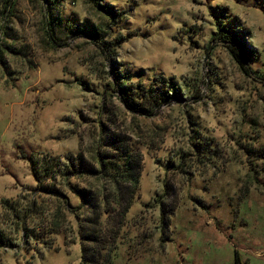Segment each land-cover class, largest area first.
I'll return each mask as SVG.
<instances>
[{"label": "rangeland", "instance_id": "obj_1", "mask_svg": "<svg viewBox=\"0 0 264 264\" xmlns=\"http://www.w3.org/2000/svg\"><path fill=\"white\" fill-rule=\"evenodd\" d=\"M3 2L0 264H81L82 244L105 264H234L235 252L264 264V0H13L4 14ZM218 25L240 32L244 70ZM118 78L150 112L126 107ZM157 81L164 101L148 103ZM103 153L122 169L125 154L139 160L123 216L105 174L76 173ZM29 155L58 158L40 175L57 194ZM81 189L101 214L85 224L94 241Z\"/></svg>", "mask_w": 264, "mask_h": 264}, {"label": "trees", "instance_id": "obj_2", "mask_svg": "<svg viewBox=\"0 0 264 264\" xmlns=\"http://www.w3.org/2000/svg\"><path fill=\"white\" fill-rule=\"evenodd\" d=\"M3 9L2 13L4 14L5 10L8 8H11L13 5V0H3ZM47 23V22H46ZM222 25V24H220ZM218 25L214 34L213 38L220 39L225 41V45L228 48V51L231 53V55L235 58L236 62L241 66V68H244L243 63L245 62L246 59H249L248 53H246V49L244 46V41L240 39V32L234 27L229 26H220ZM50 38L53 39L52 34H50ZM117 86L119 87V91L121 92V98L124 100L125 104L127 105L126 107L130 108L131 110L138 111L141 113H147L150 112L146 106L141 103L138 96L134 97L132 93L124 88V83L120 82V79L118 78L117 80ZM165 86H161V82H156L155 86L150 87L149 90L145 91V101L150 102V103H160L161 101H164V91H165ZM106 143H115L114 145L118 147L119 145V136L114 134V135H107L106 137ZM123 149V148H122ZM247 151H250L249 148H246ZM124 150V149H123ZM104 156H107L106 153L101 154L100 159H99V166L97 168H94L93 166H83L82 164V158H78L77 166L81 170H79L76 173H81V172H88V173H98V174H105L106 177H108L109 181L112 183L113 186H115V195H114V201L117 203V212L115 215L118 216H123L124 213L126 212L127 208H129L131 202H132V197L134 194V191H136L137 188V183H138V174H140V166H139V160L137 157L131 158L130 156H126L124 158V169L120 168L118 162H110V160H104ZM48 158V159H47ZM47 158L44 159V161L38 165L35 164L36 159L32 158V155L28 156V160L32 164V173L34 177L37 179L38 183H41V187L43 190L49 192V193H54L57 194L58 190L54 185L52 184H42L40 175H45L47 174L48 176L54 172V165L59 164L58 158H55L53 156H48ZM114 163V164H113ZM74 164L71 161V165L73 166ZM68 172L72 171V168L67 169ZM173 190L172 184L168 183V181L164 182V193L168 194ZM81 195L83 196L84 201L87 200L89 204L91 205V212L87 215L85 214L83 220L85 221L83 225H81V237L85 239L86 241L88 240H96L97 235L95 233V229H89L85 224L87 225H96L99 223V218H100V213L97 210V203L92 202L90 199V196L88 195L87 189H81L79 190ZM3 203L6 206L7 204H10L8 200L3 199ZM8 207H11L10 205ZM166 207L162 204L160 212L162 214V217L164 215V212L166 211ZM169 209V208H168ZM167 209V210H168ZM83 229V230H82ZM7 235L0 230V245H7L9 242L7 239ZM81 257L80 261L81 264H105L108 262L107 257L103 256V259L98 262V254H99V248H94L92 249V252H88L90 249L89 246H86L85 244H82L81 247ZM97 253V255L95 254ZM240 260L235 252V261L234 264H239Z\"/></svg>", "mask_w": 264, "mask_h": 264}]
</instances>
